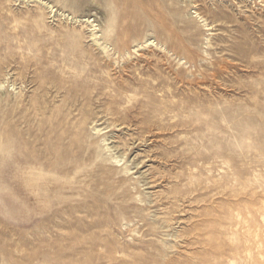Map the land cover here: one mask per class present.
I'll return each instance as SVG.
<instances>
[{"label": "rangeland", "instance_id": "374dc122", "mask_svg": "<svg viewBox=\"0 0 264 264\" xmlns=\"http://www.w3.org/2000/svg\"><path fill=\"white\" fill-rule=\"evenodd\" d=\"M43 1L99 44L0 0V264H264V0Z\"/></svg>", "mask_w": 264, "mask_h": 264}, {"label": "bare ground", "instance_id": "6f19581e", "mask_svg": "<svg viewBox=\"0 0 264 264\" xmlns=\"http://www.w3.org/2000/svg\"><path fill=\"white\" fill-rule=\"evenodd\" d=\"M39 1L38 3H40L41 5L45 6L46 9H48L53 15L57 14V16H60L62 18H67V19H70L72 21H75L76 23H81L83 25H85L88 30H89V33H90V37L93 39V41L96 43V44H99L98 40H97V34H98V24L95 23V20H92L91 18H73V17H70L68 14L58 10V9H55L54 6H52L51 4L43 1V0H37ZM197 14V12H195ZM200 17V19L203 20V23L205 24V26H208L206 24V20H204L200 15H198ZM101 47V46H100ZM138 49H149L151 50L152 48H155L163 53H165V49L162 48V47H159L158 45L155 44L154 41L152 40H145L144 41V44L143 45H138L137 47ZM104 51L106 50L105 47L102 48ZM140 52V51H138ZM132 58V57H131ZM14 85H12L13 87ZM5 87V84L0 82V90H2L3 88ZM35 104L37 105V110L40 111L41 110V102L40 101H35ZM97 131H101L102 129H96ZM16 150V148H15ZM13 154V152H12ZM14 158V156H13ZM18 158L24 162V164L26 165V170L28 169H31V168H37V167H40L41 165H43L42 163V157L39 156V155H35V157L33 158H29L27 156H24L23 154H19L18 155ZM116 162L118 164H122L124 158L123 156H120V157H117L115 158ZM32 172L31 171H26V178L25 179H29L31 178L32 176ZM70 225V224H69ZM73 226H69V228H72ZM52 240L53 242L50 243L48 242V240L45 238L43 239H40V240H36V243H40L41 245L42 244H45L47 243L46 246H43L41 247L40 249V252L37 253V256H42L44 257L45 259H49L50 257L53 256V254L56 252L57 255L61 256L62 254H64L65 252V249L66 248H62V239H58V240H55L53 237H50L49 240ZM66 240V239H65ZM64 240V241H65ZM55 243L58 245L57 247L55 246ZM56 249V251H54Z\"/></svg>", "mask_w": 264, "mask_h": 264}]
</instances>
